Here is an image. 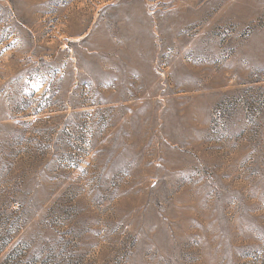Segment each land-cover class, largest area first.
Returning <instances> with one entry per match:
<instances>
[{"label":"rangeland","instance_id":"rangeland-1","mask_svg":"<svg viewBox=\"0 0 264 264\" xmlns=\"http://www.w3.org/2000/svg\"><path fill=\"white\" fill-rule=\"evenodd\" d=\"M0 264H264V0H0Z\"/></svg>","mask_w":264,"mask_h":264}]
</instances>
